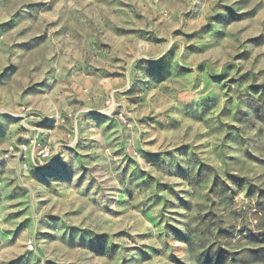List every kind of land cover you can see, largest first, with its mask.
Segmentation results:
<instances>
[{
    "label": "rangeland",
    "instance_id": "374dc122",
    "mask_svg": "<svg viewBox=\"0 0 264 264\" xmlns=\"http://www.w3.org/2000/svg\"><path fill=\"white\" fill-rule=\"evenodd\" d=\"M0 264H264V0H0Z\"/></svg>",
    "mask_w": 264,
    "mask_h": 264
},
{
    "label": "built area",
    "instance_id": "2783aa9c",
    "mask_svg": "<svg viewBox=\"0 0 264 264\" xmlns=\"http://www.w3.org/2000/svg\"><path fill=\"white\" fill-rule=\"evenodd\" d=\"M51 153L47 148L41 149L37 154V163L38 165L42 164V162L50 157Z\"/></svg>",
    "mask_w": 264,
    "mask_h": 264
},
{
    "label": "trees",
    "instance_id": "16d2710c",
    "mask_svg": "<svg viewBox=\"0 0 264 264\" xmlns=\"http://www.w3.org/2000/svg\"><path fill=\"white\" fill-rule=\"evenodd\" d=\"M46 169H47V168H46ZM42 170H43V169H42ZM42 170H41V171H42Z\"/></svg>",
    "mask_w": 264,
    "mask_h": 264
}]
</instances>
